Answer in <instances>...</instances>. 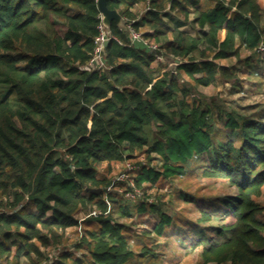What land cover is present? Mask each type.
I'll list each match as a JSON object with an SVG mask.
<instances>
[{
  "label": "trees",
  "instance_id": "trees-1",
  "mask_svg": "<svg viewBox=\"0 0 264 264\" xmlns=\"http://www.w3.org/2000/svg\"><path fill=\"white\" fill-rule=\"evenodd\" d=\"M141 3L146 9L138 15ZM107 6L125 24L112 20L105 28L98 67L90 65L102 25L96 0H0V208L9 209L0 210V264H41L63 244L66 229L80 223L82 239L72 248L86 252L62 249L53 264L139 260L118 216L155 211L158 235L179 220L153 202L130 203L107 190L113 163L135 152L161 160L159 168H138L135 182L144 194L166 178L179 179L195 156L207 162L204 175L228 178L238 193L221 200L230 218L214 230L223 238L211 242L203 230L193 245L207 240L202 264H264V219L255 199L264 187V120L224 111L197 88L237 77L217 59L238 56L242 47L256 53L264 41L260 1L107 0ZM167 8L186 20L192 13L190 23L207 29L195 35L167 26ZM131 27L148 42L136 44ZM162 54L174 57L176 70L162 72ZM181 71L188 80L180 81ZM178 196L194 200L184 191ZM213 207L201 208L198 220L210 221ZM81 210L90 214L80 221Z\"/></svg>",
  "mask_w": 264,
  "mask_h": 264
},
{
  "label": "rangeland",
  "instance_id": "rangeland-1",
  "mask_svg": "<svg viewBox=\"0 0 264 264\" xmlns=\"http://www.w3.org/2000/svg\"><path fill=\"white\" fill-rule=\"evenodd\" d=\"M259 1L262 6V27L264 30V0ZM145 9V3L138 4L134 8L138 15ZM164 12L163 22L167 26H181L180 28L184 31L195 35L204 31L190 23L192 13L189 15V20H186L168 8ZM105 28L103 26V30L106 32ZM223 35L224 31L222 32ZM143 39L148 42L146 38ZM135 43L141 45L143 40L136 39ZM247 57L250 59L249 62L246 60ZM157 60L166 63L162 72L167 69L176 70L172 55H158ZM217 61L235 70L237 77L229 80L218 77L210 85H198L197 88L204 94L205 99L208 102H214L215 106L217 104L222 107L224 111L235 110L243 115L264 120V41L258 46L256 53L242 47L238 56L219 58ZM181 77L180 81L182 79L188 80L186 74L182 71ZM216 126L222 129V121L218 120ZM152 155L155 157L149 162L144 152H135L131 157L114 162L108 173L110 182L106 187L107 190L122 194L130 203H135L141 198L153 202L179 220L172 221L167 226V231L158 235L153 231V223L157 218L155 211L135 212L129 218L118 216V220L127 224L128 232L133 235V248L138 250L139 255H142L139 260L133 258L130 264H202L201 251L207 240L204 239L197 245H193V243L199 239V233L203 230H205L204 236L208 237L211 242H218L223 238L214 230L216 225L226 223L230 218L228 216L225 219L227 215H225V207L222 205L221 200L224 196L237 194L238 189L228 178L204 175L202 170L207 166V162L205 159H199L195 156L191 159V166L186 169V172L179 179L166 178L160 183L162 188L151 187L147 189L148 193L144 194L142 188L136 184L134 176L141 164H149L156 168L160 167V156L155 152ZM103 167V164L99 165L98 170L102 171ZM180 191L191 195L194 200L187 201L179 197ZM255 199L262 207L258 216L264 219V187ZM209 202L214 204L213 211H211L212 219L210 221L198 220L201 208H207ZM0 210L9 209L0 208ZM95 210L99 212L97 209ZM89 214V211L81 210L77 213V216L81 221ZM82 229V223L68 227L63 244L54 247L51 250L53 257L41 264H53L58 252L65 248L75 250L78 255L86 252L82 248H72L81 241ZM145 248L148 251L147 253L143 251ZM207 264L218 263L208 262Z\"/></svg>",
  "mask_w": 264,
  "mask_h": 264
},
{
  "label": "water",
  "instance_id": "water-1",
  "mask_svg": "<svg viewBox=\"0 0 264 264\" xmlns=\"http://www.w3.org/2000/svg\"><path fill=\"white\" fill-rule=\"evenodd\" d=\"M97 7L101 14V20L103 26L108 28L114 20L116 24H118L120 27H123L125 24L124 17L120 14V12L115 8H110L107 6V0H96ZM108 40V39H107ZM105 41V43L107 42ZM89 190L92 192H99L101 190V187L91 188L89 187Z\"/></svg>",
  "mask_w": 264,
  "mask_h": 264
},
{
  "label": "built area",
  "instance_id": "built-area-1",
  "mask_svg": "<svg viewBox=\"0 0 264 264\" xmlns=\"http://www.w3.org/2000/svg\"><path fill=\"white\" fill-rule=\"evenodd\" d=\"M130 35L133 39H141L143 42L147 43L145 39L142 38L141 33L134 30L132 27L130 28ZM109 35L103 30V24L101 25V31L98 36L95 38V51L94 56L90 60V65H94L97 63V66L103 65V54H104V43L108 39ZM155 47V44H152Z\"/></svg>",
  "mask_w": 264,
  "mask_h": 264
},
{
  "label": "crops",
  "instance_id": "crops-1",
  "mask_svg": "<svg viewBox=\"0 0 264 264\" xmlns=\"http://www.w3.org/2000/svg\"><path fill=\"white\" fill-rule=\"evenodd\" d=\"M180 27H181V26H180ZM202 29L205 30V29H207V27H203Z\"/></svg>",
  "mask_w": 264,
  "mask_h": 264
}]
</instances>
